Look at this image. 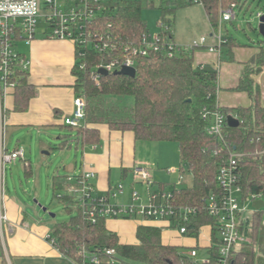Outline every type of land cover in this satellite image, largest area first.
Returning a JSON list of instances; mask_svg holds the SVG:
<instances>
[{
	"label": "trees",
	"instance_id": "obj_1",
	"mask_svg": "<svg viewBox=\"0 0 264 264\" xmlns=\"http://www.w3.org/2000/svg\"><path fill=\"white\" fill-rule=\"evenodd\" d=\"M105 11L99 15L97 27L110 36L122 41H138L148 32L147 22L142 17L145 8L153 7L155 0L105 1ZM188 5L183 1L161 0L163 8L162 25L172 28L167 16L171 8L166 3ZM236 2L240 8L246 0H206V13L211 26L217 27L221 7ZM225 45L231 49L240 45L228 35ZM172 37H174L172 35ZM175 39V38H174ZM76 63L72 70L76 77L75 89L87 100L85 123L81 127L68 126L75 131L76 146L84 147L101 141L99 125L106 124L113 131H131L138 141H174L178 144L181 166L180 173L192 174V185L178 187L171 185L177 205L203 206L205 198L219 191L218 172L222 154L221 143L209 135V120L202 116L204 107L214 110L217 104L218 70L213 67L194 66V53L168 57L165 53L151 52L136 59V76L108 73L96 81L92 78L101 55L89 49L76 47ZM264 67V45L260 53L246 66L236 90L246 91L252 99L249 107H239L236 113L240 123L225 125L228 140L237 150L247 153L240 159L241 184L244 196L264 193V107L260 102V88L252 74ZM15 110L26 111L36 88L29 82V70H17ZM128 98L133 103H128ZM220 105V104H219ZM222 112L230 115L234 111L221 106ZM69 141L62 140L57 148H70ZM252 153V154H250ZM29 165V163L27 164ZM68 175H55L52 188L58 198L77 206L78 215L67 222L50 227L56 246L77 264H193L181 254L180 246L163 241V229L153 225H139L136 236L138 243H123L118 234L108 228L107 217L97 214L95 218L85 214L78 206L74 195L69 193L73 184ZM182 185V183H181ZM162 183L161 188H167ZM264 208L255 210L246 230L251 242L244 245L234 257L233 264H264ZM215 219L207 213L189 225L190 235H198L199 227L214 224ZM211 262L217 264L218 229L213 231ZM107 248H113L115 255H109ZM96 255L93 263L86 255ZM113 260H115L113 262Z\"/></svg>",
	"mask_w": 264,
	"mask_h": 264
},
{
	"label": "built area",
	"instance_id": "obj_2",
	"mask_svg": "<svg viewBox=\"0 0 264 264\" xmlns=\"http://www.w3.org/2000/svg\"><path fill=\"white\" fill-rule=\"evenodd\" d=\"M179 1V0H173ZM190 4H201L206 8V0H180ZM105 0H0V95L7 87H15L17 70H29L30 60L16 50L20 39L30 44L37 33L38 18L41 17L46 28L47 37L72 41L76 47L92 50L101 55V60L95 66L92 78L98 80L101 69L108 73H115L124 66L135 67L139 56H147L151 52L165 53L168 57L180 56L183 53L206 49L222 56L229 38L223 31L224 22L237 18L235 9L239 7L232 2L229 7H221L218 26L212 27V33L201 36L187 43L175 41L172 28L161 25L160 31L155 34L145 32L136 42L122 41L117 36H110L97 27L99 15L103 14ZM262 13H258L261 17ZM211 39V41L209 40ZM205 65H201V68ZM217 90V104L214 110L206 107L202 110L204 119L209 120L208 133L221 143L216 153L222 154L218 172L219 191L210 193L204 200L203 206L177 205L172 188L151 190L154 184L152 168L147 165H136L133 168V182L143 184L144 192L134 188L129 201L123 196L126 186L123 182L116 185L113 191L99 193L95 180L97 173L93 169H85L78 175H68L67 180L73 184L69 193L74 195L78 206L85 214L95 218L97 214L107 218L140 217L144 220L166 222L169 228L176 229L181 235L200 239L202 228H210L209 246L204 248L199 244L181 249V254L193 264H207L211 262L210 250L213 245V231L218 229L217 264H233L234 257L244 245L251 242L246 230L250 229L253 213H248L242 207L240 200L248 198L252 202L264 199V193H251L244 196L241 184L240 159L247 153L237 150L228 140L225 125L228 115L222 112L219 105ZM74 111L65 116L63 122L72 127H81L85 123L87 100L84 95L77 94L74 99ZM252 154V153H250ZM26 160L23 148L12 151H3L0 154V247L4 245V228L9 223V216L5 204L4 167L17 160ZM26 164L28 162L26 161ZM175 168L169 169L173 173ZM182 182L185 175L181 174ZM180 183V184H181ZM179 184V183H178ZM175 183V185H178ZM239 195L241 196L239 198ZM256 210V209H254ZM207 213L216 221L214 224L199 227L198 235H190L189 225L202 213ZM264 225V216L262 220ZM48 239L56 245L55 238L49 234ZM207 238V237H206ZM199 249L206 250L207 256H200ZM109 255H115L113 248H107ZM86 255L85 252H83ZM88 260L98 263L96 255H86ZM115 260H113L114 262Z\"/></svg>",
	"mask_w": 264,
	"mask_h": 264
},
{
	"label": "crops",
	"instance_id": "obj_3",
	"mask_svg": "<svg viewBox=\"0 0 264 264\" xmlns=\"http://www.w3.org/2000/svg\"><path fill=\"white\" fill-rule=\"evenodd\" d=\"M239 44L231 49L224 47L222 56L206 49H200L194 53L195 67L205 65L218 70L219 104L224 108L232 109L234 112L230 115L238 119L236 109L251 106L252 99L248 92L236 90V87L246 66L260 53L264 42ZM19 51L30 60L29 82L36 88V94L30 100L28 110L18 112L15 110L14 88L7 87L1 93L0 154L3 151L23 148L18 146L14 149L10 148L9 142L13 133H32L31 131L34 130L43 137L46 135L44 133L51 131L54 127H67L63 118L71 115L75 107L76 77L72 70L76 63V45L70 40L50 38L44 31H38L34 40ZM252 78L260 88V102L264 107V67L259 73L252 74ZM99 128L100 143L84 147L76 146L81 151L82 162L75 167L68 166L67 172L63 175H78L85 169L95 170L97 178L94 183L100 194L113 191L120 182L127 186L124 180L129 174L133 177V168L136 165H151L153 178L159 176L154 173V167L163 169L160 162L150 161L139 151L140 142L146 141L136 140L131 131L110 130L106 124L99 125ZM60 150L64 151V149ZM26 166L28 167L27 175L32 176L34 173L32 169H29L30 163ZM65 166L67 169V165ZM7 167L8 165H5L3 168V176L6 184L5 204L9 223L4 228V245L0 247V264H77L48 239L47 236L51 234L50 227L31 220L23 204L7 191ZM154 183L159 189L162 183L166 182L155 181ZM168 184L167 188L173 185ZM131 187H134L133 183ZM123 200L128 202L129 198H123ZM142 224L161 227L169 233L170 237L176 238L175 240L163 239L164 243L178 245L175 241L180 239L181 234L176 229L169 228L166 222L144 219L132 221L131 218H110L107 222L108 228L116 232L123 243H138L136 232L138 226ZM192 239L196 241V245L199 244L200 239L193 237Z\"/></svg>",
	"mask_w": 264,
	"mask_h": 264
},
{
	"label": "rangeland",
	"instance_id": "obj_4",
	"mask_svg": "<svg viewBox=\"0 0 264 264\" xmlns=\"http://www.w3.org/2000/svg\"><path fill=\"white\" fill-rule=\"evenodd\" d=\"M246 1V4L242 8L237 7L235 9L237 13L236 19L224 22L223 31L239 43L264 42V35L259 30L260 16H258V13L264 14V0ZM160 3L161 0H155L153 7L145 8L142 11V17L147 22L150 34L160 31L163 24V8L160 7ZM165 6L171 8L167 16L171 18L172 32L176 42L186 43L212 33V27L203 5L188 4L181 7L178 3L173 2L166 3ZM45 28L46 24L44 20L39 17L37 32L44 31ZM209 40L211 41L210 38ZM25 45H27L26 41L20 39L17 42L16 50L19 51ZM126 102L133 103V99L128 98ZM31 132L33 134L27 132L20 134L13 133L11 135L10 148L23 147L26 160L19 159L15 163L8 164L7 191L23 204L31 220L38 221L43 226L51 227L59 222H67L79 213L75 204L70 205L71 210H69L67 209L68 203L57 197L52 188V179L55 175H63L67 172L68 166L75 167L80 164L82 162V155L81 151L76 148L75 131L69 127H54L51 131L44 133L46 135H43V137L39 136L34 130ZM62 140L69 141L72 147L61 151L57 148V145ZM43 141L45 142L44 144ZM139 147V151L143 157L150 161L160 162V165L163 166V169L154 167V173L159 175L154 178L155 181L170 184L179 183L178 187L192 185L193 178L190 172H186L185 179L182 185L180 184L182 182L180 176L181 159L176 142L146 141L140 142ZM26 161L30 163L29 169L33 170L34 174L32 176L27 175L28 167L26 166ZM65 165H67V169ZM171 168H175L177 171L171 173L169 172ZM124 181H126L127 186L123 198H129L132 191V187L130 188L132 183L134 189L141 193L144 192V185L134 183L133 177L130 174ZM156 185L154 183L151 186V190H158V186ZM240 204L250 214L255 211L250 198L245 201L240 200ZM44 208H47V210L45 211ZM52 214H55V216ZM131 219L132 221L134 219L143 220L140 217H131ZM108 221H110V218H107ZM209 236L210 228L204 226L199 242L200 247L204 248L210 245V242L207 240ZM163 239L175 240L176 238L170 237L169 233L163 230ZM175 242L180 246V249L197 244L192 237L182 235ZM199 252L201 257L207 256L206 250L199 249Z\"/></svg>",
	"mask_w": 264,
	"mask_h": 264
},
{
	"label": "water",
	"instance_id": "obj_5",
	"mask_svg": "<svg viewBox=\"0 0 264 264\" xmlns=\"http://www.w3.org/2000/svg\"><path fill=\"white\" fill-rule=\"evenodd\" d=\"M259 30L260 33L262 35H264V14L261 15L260 17V24H259ZM100 72L103 75L108 74V72L104 69H101ZM137 70L135 67H128V66H124L121 70L115 71V74H126V75H130V76H136ZM228 122L230 123V125L232 126H238L240 123V120L232 115L228 116ZM253 207L256 210L262 209L264 208V199H260V200H256L253 202ZM44 210L46 211L47 208H44ZM53 216H55V214H52Z\"/></svg>",
	"mask_w": 264,
	"mask_h": 264
}]
</instances>
